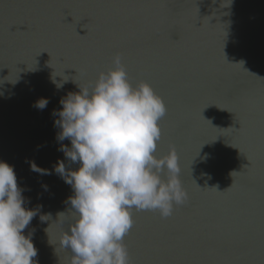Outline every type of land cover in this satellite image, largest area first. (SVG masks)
<instances>
[{"label":"water","instance_id":"obj_1","mask_svg":"<svg viewBox=\"0 0 264 264\" xmlns=\"http://www.w3.org/2000/svg\"><path fill=\"white\" fill-rule=\"evenodd\" d=\"M117 53L132 85L163 99L154 155L175 149L188 194L167 218L132 210L129 264H264V0H0V161L37 211L23 230L33 259L71 264L59 241L74 193L54 167L79 164L58 150L71 141L55 111Z\"/></svg>","mask_w":264,"mask_h":264},{"label":"clouds","instance_id":"obj_2","mask_svg":"<svg viewBox=\"0 0 264 264\" xmlns=\"http://www.w3.org/2000/svg\"><path fill=\"white\" fill-rule=\"evenodd\" d=\"M113 64L91 87L73 80L80 91L69 92L60 101L62 109L54 110L60 118L57 139L71 141L58 150L79 164L70 170L58 160L54 167L74 193L68 198L74 220L59 241L71 251V264H129L123 240L134 223L132 210L158 211L167 218L174 205L188 200L175 149L163 158L154 155L161 139L159 121L167 111L163 99L146 82L132 85L120 53ZM68 80L53 82L62 88ZM47 103L42 98L35 106L44 109ZM32 170L52 174L34 163ZM24 205L13 166L0 161V264H38L33 259L38 250L23 234L37 211Z\"/></svg>","mask_w":264,"mask_h":264},{"label":"snow or ice","instance_id":"obj_3","mask_svg":"<svg viewBox=\"0 0 264 264\" xmlns=\"http://www.w3.org/2000/svg\"><path fill=\"white\" fill-rule=\"evenodd\" d=\"M128 234L130 235V232Z\"/></svg>","mask_w":264,"mask_h":264}]
</instances>
